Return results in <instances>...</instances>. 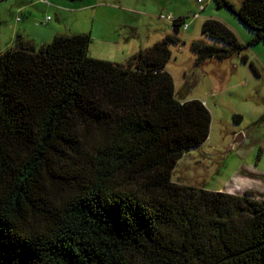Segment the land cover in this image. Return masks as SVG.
Returning <instances> with one entry per match:
<instances>
[{
    "label": "trees",
    "instance_id": "obj_1",
    "mask_svg": "<svg viewBox=\"0 0 264 264\" xmlns=\"http://www.w3.org/2000/svg\"><path fill=\"white\" fill-rule=\"evenodd\" d=\"M214 1L255 35L206 19L224 45L193 41L196 63L264 43V0ZM185 25L124 64L92 58L90 34L0 52V264H264V199L173 180L211 124L165 70Z\"/></svg>",
    "mask_w": 264,
    "mask_h": 264
},
{
    "label": "rangeland",
    "instance_id": "obj_2",
    "mask_svg": "<svg viewBox=\"0 0 264 264\" xmlns=\"http://www.w3.org/2000/svg\"><path fill=\"white\" fill-rule=\"evenodd\" d=\"M23 1L0 0L1 52L15 47L13 26L22 18L18 9ZM128 1L127 5L134 11L132 16L136 25L141 26L140 39L147 36V26H155L161 31L167 28L171 30L173 20H164L163 15L174 13L178 17L180 13L185 16L188 28H180V43L170 47L172 56L165 70L174 79L176 97L180 101L200 100L211 114L207 140L190 149L178 161L173 180L209 191L233 194L248 191L264 199V43L249 45L239 54L234 53L224 60L207 59L196 63V56L190 49L193 41L224 45L202 35L201 29L206 19L214 18L225 23L243 44H247L255 32L230 9L218 8L214 0H202V4L197 0ZM227 1L235 8L242 3V0ZM196 14L198 16L194 17ZM153 16L161 19L158 21ZM135 33L137 35V30ZM35 46L37 49L40 47ZM95 48L94 45V52ZM91 51L89 49V55ZM116 52L120 53L121 50ZM242 56L255 65L259 76L252 73L248 63L242 62ZM125 61L112 60L119 64ZM236 115L242 118L239 123L234 120Z\"/></svg>",
    "mask_w": 264,
    "mask_h": 264
},
{
    "label": "crops",
    "instance_id": "obj_3",
    "mask_svg": "<svg viewBox=\"0 0 264 264\" xmlns=\"http://www.w3.org/2000/svg\"><path fill=\"white\" fill-rule=\"evenodd\" d=\"M127 4L128 0H24L18 9L22 18L16 20L19 23L13 26V34L37 46L49 44L58 35L90 34L93 40L90 51L96 47L95 52H90L92 58L121 62L173 31V28L161 31L147 26V36L138 38L141 26L136 25L134 11ZM172 15L175 19L185 18L180 13L178 17Z\"/></svg>",
    "mask_w": 264,
    "mask_h": 264
},
{
    "label": "built area",
    "instance_id": "obj_4",
    "mask_svg": "<svg viewBox=\"0 0 264 264\" xmlns=\"http://www.w3.org/2000/svg\"><path fill=\"white\" fill-rule=\"evenodd\" d=\"M44 1L47 2V0H44ZM198 2H199V4H202V0H198ZM201 10H203V7H202V6H201ZM196 16H198V15L196 14ZM50 19H51V18L49 17V18L47 19V21H49ZM165 19H166V20H170V21H171V20H173V21L175 20L172 14H168V15H166V16H165ZM187 28H188V25H185V29H187Z\"/></svg>",
    "mask_w": 264,
    "mask_h": 264
}]
</instances>
